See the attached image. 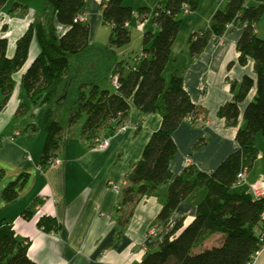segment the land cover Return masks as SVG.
<instances>
[{
    "label": "trees",
    "instance_id": "1",
    "mask_svg": "<svg viewBox=\"0 0 264 264\" xmlns=\"http://www.w3.org/2000/svg\"><path fill=\"white\" fill-rule=\"evenodd\" d=\"M247 1L228 0L224 8L214 11L208 26L192 32L188 41L191 55L197 56L211 38L221 37L229 25H237L242 27L237 41L238 62L246 65L251 61L253 65L254 75L244 74L239 82L231 83L233 99L218 110L228 125H236L241 114L239 105L254 89L252 99L242 111L244 123L236 132L238 147L209 172L199 170L194 164L185 166L178 175L171 171L170 161L177 151L173 131L185 118L196 117L203 110L191 100L181 75L176 71L168 77L164 74L180 29L178 15L182 9L195 10L199 0H166L154 8L139 6L140 21L150 17L157 29L146 26L143 30L141 53L133 65L119 60L114 50L131 40L129 21L135 9L124 0L100 2L101 18L111 25L106 46L90 44L89 23L77 18L86 0H47L43 17L30 24L17 39L12 57L7 55V38L0 37V107L14 89L13 73L25 64L31 42L36 38L40 50L22 75L23 88L34 101H43L64 81L59 100L65 102L70 122L85 112L81 126L85 137L94 139L104 128L111 132L117 129L126 121L131 104L145 113H160V126L150 135L140 159L126 178V185L120 188L119 203L132 205L149 190L168 183L167 197L156 218L164 227L196 187H204L205 194L197 203L194 218L184 227L183 219L176 221L157 248L145 253L141 264H251L260 248L264 194L255 196L236 184L237 173L243 169L250 171L258 159V133L263 136L264 159V35L259 36L256 31L264 15V0H257L255 5ZM5 5L6 0H0V11ZM56 23L66 26V30L58 33ZM73 63L75 73L68 76ZM113 74L117 75L116 90L101 89L98 81ZM61 129L59 121L47 120L42 150L46 164L58 147ZM200 143L201 140L196 145ZM3 175L0 168V179ZM26 175L27 172H21L3 187L4 200L10 202L18 196ZM32 213L25 211L27 217ZM127 221L128 215L120 223ZM38 226L51 230L58 223L50 216H42ZM212 233L223 234V241L196 251ZM28 246V240L15 235L11 223L0 221V264H37L29 257Z\"/></svg>",
    "mask_w": 264,
    "mask_h": 264
},
{
    "label": "crops",
    "instance_id": "2",
    "mask_svg": "<svg viewBox=\"0 0 264 264\" xmlns=\"http://www.w3.org/2000/svg\"><path fill=\"white\" fill-rule=\"evenodd\" d=\"M101 1L86 0L81 13L89 22L92 45L97 44ZM47 8V0H6L0 11V37L8 40L9 57L14 55L17 39L30 24L43 17ZM56 27L58 33L66 30V26L58 23ZM153 28L157 29L154 24ZM241 32L242 27L229 25L220 39L211 38L197 56L190 53V35L185 48L175 50V41L172 45L164 74L168 77L176 71L181 75L191 100L203 110L197 115L201 120L185 118L173 131L177 145L170 161L173 175L183 172L186 157L199 170L212 171L238 147L236 132L244 123L242 111L252 99L254 89L240 103L241 114L236 125H228L218 110L233 99L231 83L239 82L244 74L254 75L251 61L246 65L238 62L237 41ZM39 50L33 38L25 64L13 73L14 89L0 107V168L4 170L0 187H5L8 180H15L21 172H27L14 200H4L0 189V221L11 223L15 235L29 241L28 255L37 264H141L145 253L157 248L176 221L183 219L184 227L194 218L205 188L196 187L164 227L156 218L167 197L168 183L149 190L132 205L120 204V195L113 184L120 188L126 185V178L140 159L150 135L160 126V113H145L131 104L127 127L123 130L117 128L111 132L104 128L94 139L85 137L76 121L70 122L68 118L64 123L61 121L63 109L53 105L50 98L34 101L23 88L22 75ZM54 95H61V90ZM48 119L59 121L62 129L58 147L46 164L42 150ZM101 138L108 139L107 147L95 148L96 140ZM256 141L260 150L258 159L247 171L245 181L237 186L244 190H249L264 173L263 139L256 136ZM26 210H32L30 217L25 215ZM127 215L128 221L121 224ZM42 216L54 218L58 227L51 230L39 227ZM152 226L157 228V235L147 236ZM222 241L223 234L212 233L196 251ZM251 264H264V247Z\"/></svg>",
    "mask_w": 264,
    "mask_h": 264
},
{
    "label": "rangeland",
    "instance_id": "3",
    "mask_svg": "<svg viewBox=\"0 0 264 264\" xmlns=\"http://www.w3.org/2000/svg\"><path fill=\"white\" fill-rule=\"evenodd\" d=\"M165 1L166 0H124L125 4L131 5L135 10H134V14L132 15L129 21V30L131 33L130 42L120 47L114 48L116 57L119 60H124L123 63L128 65H133L136 61L137 56L140 55L141 53L143 33L141 32L142 28L140 25V20L137 17V13H138L137 8L139 6H143L144 4L150 5L148 6L149 8H154L158 4H164ZM227 2L228 0H219V2L218 0H199L198 7L195 10L187 11L185 9H182L178 15V17L181 20V24L178 35L175 40V45H174L175 50L177 49L180 50L182 48H185V43L187 41L186 39L190 35V33L192 31H199V29L205 28L206 25L209 24L210 18L212 16V12L218 8H224ZM247 4L255 5L257 4V0H248ZM148 20L149 22H147V24L143 26V30L146 28V26L148 27V29L154 30L153 23L150 20V17ZM92 27L93 26H91V29ZM256 31L259 36L264 35V15L258 21ZM110 32H111V25L104 22L102 18H100L98 23V30L96 34L97 44H95V46L108 45ZM124 52H126V54H123ZM74 73L75 70L73 67H71L67 75L70 76ZM63 82L64 81H62L59 84L56 92L58 90H61L62 93ZM113 82H114V78L113 77L111 78L110 75H107L101 78L98 81V84L101 89H108L110 91H115L116 87L114 86ZM54 94L50 97V101L52 100L53 105L60 107L61 110L63 109L60 115H62L63 118H61V121H63L64 123L68 118V112L65 109L66 104L65 102L59 100L60 95L55 96ZM73 110L76 111L77 107H74ZM85 118H86V114L85 112H82L80 117L76 120L78 126H82ZM198 120H201V117H198ZM257 136H260L263 139L261 133H258ZM10 181L11 180H8L7 183H9ZM2 188L3 187L1 186L0 189L2 190Z\"/></svg>",
    "mask_w": 264,
    "mask_h": 264
},
{
    "label": "built area",
    "instance_id": "4",
    "mask_svg": "<svg viewBox=\"0 0 264 264\" xmlns=\"http://www.w3.org/2000/svg\"><path fill=\"white\" fill-rule=\"evenodd\" d=\"M137 17H138V14H137ZM77 18L80 20H86L85 17L82 15H79ZM147 22H148V18L145 19L144 21H140V25H141L142 29H143V26ZM218 38L220 39V37H218ZM112 77L114 78L113 84L115 87H117L118 86L117 75L113 74L111 76V78ZM188 118L190 121L198 120L197 116L196 117L189 116ZM125 127H127L126 121H124L122 124H120L117 128L120 130H123ZM107 145H108V139L107 138L97 139L95 142V148H98V149L106 148ZM190 164H192L191 159L189 157H186L185 161H184V165L189 166ZM246 173L247 172L245 169H243L237 173V177H236V184L237 185H241L245 181ZM113 188L115 189V191L118 194H120V187L119 186H117L116 184H113ZM248 191L252 192L255 196H261L262 194H264V173L260 174V176L258 177V180L255 183L250 185V189ZM260 222L263 225V227L260 230V235H259L260 248L256 251L254 258L259 253V251L264 247V210L261 213ZM155 235H157V228L155 226H152L151 228H149V230L147 232V236H155Z\"/></svg>",
    "mask_w": 264,
    "mask_h": 264
}]
</instances>
